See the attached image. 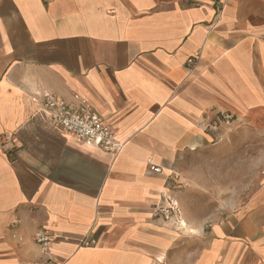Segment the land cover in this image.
Instances as JSON below:
<instances>
[{"label": "crops", "instance_id": "obj_1", "mask_svg": "<svg viewBox=\"0 0 264 264\" xmlns=\"http://www.w3.org/2000/svg\"><path fill=\"white\" fill-rule=\"evenodd\" d=\"M40 92L86 99L122 152L64 134ZM6 134L0 264H264V0H0ZM167 195L183 227L154 217Z\"/></svg>", "mask_w": 264, "mask_h": 264}, {"label": "built area", "instance_id": "obj_2", "mask_svg": "<svg viewBox=\"0 0 264 264\" xmlns=\"http://www.w3.org/2000/svg\"><path fill=\"white\" fill-rule=\"evenodd\" d=\"M45 3H49L52 0H43ZM201 58V53L197 52L187 60V66L194 69ZM34 101L37 102L42 110L49 116L52 124L59 128L64 134L72 136L88 146L96 147L106 153L117 157L123 150L124 144L120 143L114 132L111 130V126L106 123L100 115L94 110L92 105L79 95L74 96V102H68L63 98L57 97L51 93L43 92L37 93ZM235 118L231 113L222 114L220 120L206 125V130L216 133L221 127L231 125ZM18 144L13 135H4L1 138L0 148L9 155H12L18 149ZM152 172L161 174L163 168L154 166L149 162ZM174 181L177 182L176 189L186 187L184 183H178L179 175L173 174ZM164 205H159L154 211V217L161 220L164 223L180 224L181 220L178 219L180 215V209L178 202L170 195L165 196ZM55 237L46 231H40L35 241L41 248L45 255L50 254L51 245L53 244ZM97 241L86 235L79 243V248L95 247ZM48 261L47 264H52ZM64 264V263H63Z\"/></svg>", "mask_w": 264, "mask_h": 264}, {"label": "rangeland", "instance_id": "obj_3", "mask_svg": "<svg viewBox=\"0 0 264 264\" xmlns=\"http://www.w3.org/2000/svg\"><path fill=\"white\" fill-rule=\"evenodd\" d=\"M227 126H229V125H227ZM224 127H226V126H224ZM186 186H187V184H186ZM186 189V188H185ZM182 242L184 243V244H189L190 243V241H188V240H186V241H184V239L182 240Z\"/></svg>", "mask_w": 264, "mask_h": 264}, {"label": "bare ground", "instance_id": "obj_4", "mask_svg": "<svg viewBox=\"0 0 264 264\" xmlns=\"http://www.w3.org/2000/svg\"><path fill=\"white\" fill-rule=\"evenodd\" d=\"M184 224V223H183ZM184 226H186V224H184Z\"/></svg>", "mask_w": 264, "mask_h": 264}]
</instances>
